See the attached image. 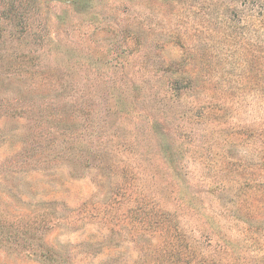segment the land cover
Masks as SVG:
<instances>
[{"label":"rangeland","instance_id":"obj_1","mask_svg":"<svg viewBox=\"0 0 264 264\" xmlns=\"http://www.w3.org/2000/svg\"><path fill=\"white\" fill-rule=\"evenodd\" d=\"M0 264H264V0H0Z\"/></svg>","mask_w":264,"mask_h":264}]
</instances>
